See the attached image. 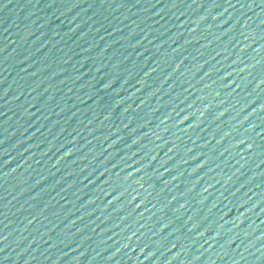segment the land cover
I'll use <instances>...</instances> for the list:
<instances>
[{
    "label": "water",
    "instance_id": "95a60500",
    "mask_svg": "<svg viewBox=\"0 0 264 264\" xmlns=\"http://www.w3.org/2000/svg\"><path fill=\"white\" fill-rule=\"evenodd\" d=\"M48 0H0V53Z\"/></svg>",
    "mask_w": 264,
    "mask_h": 264
}]
</instances>
